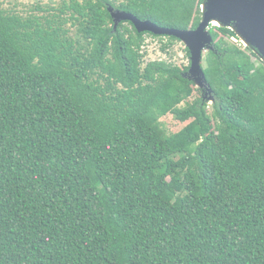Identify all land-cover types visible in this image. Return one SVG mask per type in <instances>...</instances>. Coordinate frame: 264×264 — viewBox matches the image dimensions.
Segmentation results:
<instances>
[{"label":"trees","instance_id":"trees-1","mask_svg":"<svg viewBox=\"0 0 264 264\" xmlns=\"http://www.w3.org/2000/svg\"><path fill=\"white\" fill-rule=\"evenodd\" d=\"M203 1L0 5V264H264V62L212 26L202 94L108 13L192 31Z\"/></svg>","mask_w":264,"mask_h":264},{"label":"water","instance_id":"water-1","mask_svg":"<svg viewBox=\"0 0 264 264\" xmlns=\"http://www.w3.org/2000/svg\"><path fill=\"white\" fill-rule=\"evenodd\" d=\"M108 13L114 29L121 22H129L137 33L173 37L181 42L189 52L190 67L186 77L202 94L210 93L200 64L202 53L213 49L209 33L212 26L229 28L245 48L253 49L264 62V0H204L200 6V22L192 31L160 28L150 21H140L112 8H108ZM214 22L219 26L213 25Z\"/></svg>","mask_w":264,"mask_h":264},{"label":"rangeland","instance_id":"rangeland-1","mask_svg":"<svg viewBox=\"0 0 264 264\" xmlns=\"http://www.w3.org/2000/svg\"><path fill=\"white\" fill-rule=\"evenodd\" d=\"M60 1L61 0H0V5L4 9L15 10L22 15H27L31 10H33V7L35 5H41L44 7L54 6L57 5ZM163 42H165V40H163ZM233 42L238 43L242 48H245L238 38L237 40H233ZM160 46L161 45L158 39H146L145 52L147 54V61H163L172 63L177 66H188V68L190 67L189 57L186 56L184 52L185 47L181 42L176 43L174 47L172 49H169L166 53L160 51ZM206 52L207 51H204L202 53V60ZM202 60L200 64L201 67L203 64ZM161 121L163 122L168 133H176L184 127V124L178 123L170 115L162 118Z\"/></svg>","mask_w":264,"mask_h":264},{"label":"bare ground","instance_id":"bare-ground-1","mask_svg":"<svg viewBox=\"0 0 264 264\" xmlns=\"http://www.w3.org/2000/svg\"><path fill=\"white\" fill-rule=\"evenodd\" d=\"M213 25H218L219 26V24L217 22H214Z\"/></svg>","mask_w":264,"mask_h":264}]
</instances>
